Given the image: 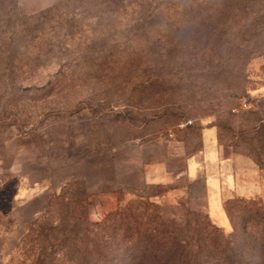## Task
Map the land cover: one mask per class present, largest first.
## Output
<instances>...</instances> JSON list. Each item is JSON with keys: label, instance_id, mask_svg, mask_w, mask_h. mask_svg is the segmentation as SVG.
<instances>
[{"label": "rangeland", "instance_id": "374dc122", "mask_svg": "<svg viewBox=\"0 0 264 264\" xmlns=\"http://www.w3.org/2000/svg\"><path fill=\"white\" fill-rule=\"evenodd\" d=\"M263 86L264 0H0V264H260L264 204L217 226L183 159L212 119L264 167Z\"/></svg>", "mask_w": 264, "mask_h": 264}, {"label": "crops", "instance_id": "0c3cea01", "mask_svg": "<svg viewBox=\"0 0 264 264\" xmlns=\"http://www.w3.org/2000/svg\"><path fill=\"white\" fill-rule=\"evenodd\" d=\"M263 102L264 86L254 95L249 108L236 110V118L242 122L234 130L254 137L264 133ZM195 127L200 134V147L184 157V176L189 184H203L209 214L217 226L224 228L229 225L224 207L228 200L259 199L264 204V167L248 149H233L234 143L226 142L221 126L214 120Z\"/></svg>", "mask_w": 264, "mask_h": 264}, {"label": "trees", "instance_id": "16d2710c", "mask_svg": "<svg viewBox=\"0 0 264 264\" xmlns=\"http://www.w3.org/2000/svg\"><path fill=\"white\" fill-rule=\"evenodd\" d=\"M235 200H243V201H253V200H256V199H241V198H235ZM226 206L227 205H224V207H225V212H226V214H227V216H228V219L230 220V213H229V210L226 208ZM237 237V233H236V231H235V233H234V235H231L230 236V240L231 241H228L227 242V246H228V249L229 250H232V248L230 247V246H233V244H232V240L234 239V238H236ZM238 238V237H237ZM249 244H247L246 245V247H248L249 248ZM259 247V251H262V249H264V245L263 246H258ZM258 259H260L261 260V258H257V260ZM244 260H246V261H243V258H241V257H239V256H235V257H233L232 259H229V260H227V262H225V264H252L253 263V261L251 262V260H247V259H244ZM257 260H254V262H256ZM250 261V262H249ZM254 264V263H253ZM260 264H264V261H260Z\"/></svg>", "mask_w": 264, "mask_h": 264}, {"label": "built area", "instance_id": "2783aa9c", "mask_svg": "<svg viewBox=\"0 0 264 264\" xmlns=\"http://www.w3.org/2000/svg\"><path fill=\"white\" fill-rule=\"evenodd\" d=\"M242 108H244V109L249 108V103H244V104L242 105Z\"/></svg>", "mask_w": 264, "mask_h": 264}]
</instances>
